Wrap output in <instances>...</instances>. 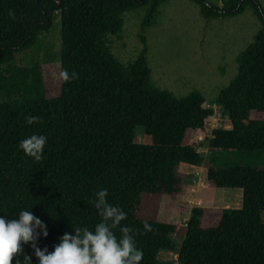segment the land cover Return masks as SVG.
<instances>
[{
    "label": "trees",
    "instance_id": "16d2710c",
    "mask_svg": "<svg viewBox=\"0 0 264 264\" xmlns=\"http://www.w3.org/2000/svg\"><path fill=\"white\" fill-rule=\"evenodd\" d=\"M191 1L207 19L250 9L263 24L238 59L237 77L216 100L231 128L214 131L208 155L193 140L215 109L199 91L177 97L153 81L145 32L157 25L169 0H0V216L13 219L31 210L49 232L45 238L41 231V248L51 251L65 232L75 235L73 226L94 230L100 222L95 193L107 188L108 202L127 214L122 224L134 230L143 250L140 264H172L160 254L175 251V236L183 240L180 264H264V169L216 167L220 151L264 152V119L253 117L264 114V8L259 0H225L222 7ZM144 9V49L126 65L114 55L111 37L122 35L127 13ZM57 14L62 51L59 88L52 91L41 64L20 67L16 56L40 45ZM65 70L77 78L64 80ZM29 116L40 120L28 125ZM139 128L146 143L136 142ZM32 134L47 137L40 161L19 148ZM185 165L207 167L212 188L240 190L243 207L224 210L219 224L209 228L208 210L200 206L184 226L142 217L147 197L182 194ZM144 221L152 231L145 233ZM114 232L120 236L119 229ZM23 252L38 264L30 245Z\"/></svg>",
    "mask_w": 264,
    "mask_h": 264
},
{
    "label": "rangeland",
    "instance_id": "374dc122",
    "mask_svg": "<svg viewBox=\"0 0 264 264\" xmlns=\"http://www.w3.org/2000/svg\"><path fill=\"white\" fill-rule=\"evenodd\" d=\"M207 1L222 7L225 0ZM259 1L264 8V0ZM146 13V9L127 13L122 35L111 37L114 55L126 65L136 61L144 49L140 36ZM262 30V22L250 9L236 17L207 19L203 17L201 8L191 0H169L161 10L157 25L145 32L148 61L156 86L177 97L199 91L205 96L208 107L216 111L215 116L208 119L205 129L194 135V146L204 155L209 154V141L214 131L231 128L228 113L216 104V100L237 77L240 55ZM61 51L62 24L61 15L57 14L53 30L41 36L36 49L17 55L16 64L20 67L41 64L49 88L57 91ZM253 117L264 119V114L254 113ZM136 142H147L143 128L138 129ZM217 157L218 169L237 165L264 169V152L220 151ZM181 173L185 175L182 194L147 197L142 217L184 226L191 218L193 208L200 206L208 210L204 226L209 228L219 224L224 210L243 207L240 190L232 189L233 197L228 198L225 190L210 187L207 167L185 165ZM174 241L175 251L161 252L162 262L180 264L183 240L175 236Z\"/></svg>",
    "mask_w": 264,
    "mask_h": 264
},
{
    "label": "clouds",
    "instance_id": "9594fccd",
    "mask_svg": "<svg viewBox=\"0 0 264 264\" xmlns=\"http://www.w3.org/2000/svg\"><path fill=\"white\" fill-rule=\"evenodd\" d=\"M9 16L15 19L13 12H9ZM61 75L66 81L78 76L67 70ZM39 120V117L29 116L26 123L32 125ZM46 144L45 135L32 134L20 140L19 148L26 156L40 161ZM108 194L107 188H100L95 193L93 205L100 222L94 230L73 226L75 235L65 232L51 251L47 246H38L41 231L45 238L49 232L47 225L31 210H20L18 217L13 219L0 216V264H13L14 258L15 264H33L32 257L23 252V245H30L38 264H140L143 250L136 245L134 230L122 224L127 214L108 202ZM115 229H119V237ZM143 229L145 233L153 230L147 221L143 222ZM21 255L22 259L19 258Z\"/></svg>",
    "mask_w": 264,
    "mask_h": 264
},
{
    "label": "crops",
    "instance_id": "0c3cea01",
    "mask_svg": "<svg viewBox=\"0 0 264 264\" xmlns=\"http://www.w3.org/2000/svg\"><path fill=\"white\" fill-rule=\"evenodd\" d=\"M222 190H225V191L227 192V197H228V198L233 197V194H232L233 192H231L232 189H222ZM229 191H230V192H229ZM236 194L238 195V193H236ZM227 197H226V198H227ZM228 198H227V199H228Z\"/></svg>",
    "mask_w": 264,
    "mask_h": 264
}]
</instances>
